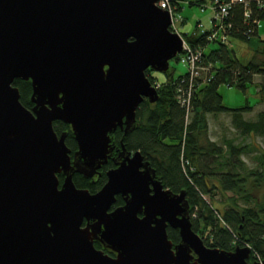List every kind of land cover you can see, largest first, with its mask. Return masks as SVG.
<instances>
[{"label": "water", "instance_id": "95a60500", "mask_svg": "<svg viewBox=\"0 0 264 264\" xmlns=\"http://www.w3.org/2000/svg\"><path fill=\"white\" fill-rule=\"evenodd\" d=\"M158 1L0 0V264H264L250 261L249 245L208 246L186 190L165 189L123 142L100 190L74 182L99 173L114 151L111 134H127L141 103L158 101L147 70L168 71L183 51ZM17 79L31 81L32 109ZM56 120L72 125L73 161ZM117 195L125 204L110 212Z\"/></svg>", "mask_w": 264, "mask_h": 264}, {"label": "trees", "instance_id": "16d2710c", "mask_svg": "<svg viewBox=\"0 0 264 264\" xmlns=\"http://www.w3.org/2000/svg\"><path fill=\"white\" fill-rule=\"evenodd\" d=\"M181 1H189L192 5L206 2L172 0L178 11ZM246 11L242 3L231 4L225 19L228 42L220 39L211 42L209 36L214 32V23L211 30L202 34L185 33L184 38L190 46L202 50L197 63L200 76L192 80L188 68L186 73L175 76V69L170 66L163 72L166 80H162L152 75L154 70L148 69L151 82L160 85L158 101L144 100L137 111L138 119L133 129L127 134L119 129L112 136L117 143L123 138L127 150H140L156 170L157 179L166 187L174 192L186 190L193 229L208 246L231 251L238 245H249L252 248L250 261H255L264 260V152L259 156V165L249 167L243 155L251 152L252 146L235 143L233 139L219 144L209 137L208 121L209 114L226 112L231 114L234 127L242 135L253 133L264 137V110L258 113L256 120H248L244 115L253 109V105L228 107L219 92L223 83L246 90L248 84L255 82L254 77L260 75L263 80L257 85L264 104V40H261L263 45L258 52L261 56L248 64L232 59L228 48L232 38L249 41L259 34L264 7L251 3L249 18ZM214 42L220 47L208 52L207 46ZM175 60L180 61V58ZM14 84L19 87L21 102L29 108L32 105L31 81L17 79ZM182 155L190 159V165L184 166ZM60 179L64 180L62 175ZM106 180L105 173L97 179L81 174L74 176L78 187L91 192L100 190ZM217 190L224 195L233 193L228 196L231 205L224 211L206 198L209 196L214 201ZM117 202L119 204L121 200ZM168 233L174 242L180 240L179 230L169 227Z\"/></svg>", "mask_w": 264, "mask_h": 264}, {"label": "rangeland", "instance_id": "374dc122", "mask_svg": "<svg viewBox=\"0 0 264 264\" xmlns=\"http://www.w3.org/2000/svg\"><path fill=\"white\" fill-rule=\"evenodd\" d=\"M177 17L179 22L177 27L179 28L180 35H182L184 41H188L184 38L185 33L191 34H202L207 30L213 28V19L215 17V11L211 7V0H207L204 4L192 5L189 1H181V9L178 11L177 6ZM185 23V24H184ZM216 36H222L223 31L215 33ZM185 35V36H184ZM213 40H218L213 38ZM230 40V39H228ZM261 40H264V19L259 24V34L254 35L251 40H243L239 38H232L228 45L230 55L232 59H239L242 64H248L251 60L256 57H260L259 50L262 48ZM189 44V43H188ZM190 45V44H189ZM220 47L218 42L210 43L207 46V51ZM172 70L175 69V76L184 74L187 72V66L185 63L179 60L172 59L170 61ZM153 76L159 77L162 80H166V77L162 72L154 71ZM263 80V77L256 75L254 77V83L248 84L246 90L238 87L237 85L229 86L223 83L219 92L223 96V103L231 108H238L244 105H253V109L250 112L245 113V118L248 120H256L257 115L260 111L264 110V104L261 102V96L259 93L258 85ZM209 137L224 145L226 139H233L238 144H250L252 151L243 155V159L246 161L249 167H256L259 165V156L264 152V137L255 134L242 135L238 129H236L232 123V116L229 113L222 112L218 114H209ZM169 141V140H168ZM184 158V155H182ZM186 158V157H185ZM184 158V159H185ZM187 161L190 159L186 158ZM190 162V161H189ZM188 162L187 166L190 165ZM232 192H227L225 195L222 191L217 190L212 201L209 196L206 198L209 202L224 211L231 205L228 200V196H232ZM241 205H245L244 202L240 201Z\"/></svg>", "mask_w": 264, "mask_h": 264}, {"label": "built area", "instance_id": "2783aa9c", "mask_svg": "<svg viewBox=\"0 0 264 264\" xmlns=\"http://www.w3.org/2000/svg\"><path fill=\"white\" fill-rule=\"evenodd\" d=\"M257 3L260 7H264V0H231V1H225V0H211V7L215 11V17L213 19L214 21V32L209 36L210 40L213 38L220 39L223 42H228L229 38L225 34V30L227 27V24L225 23V19L228 17L231 4L232 3H242L245 5L247 11H246V17H250V5L251 3ZM157 5L161 8H164L168 10L171 13L172 16V24L171 29L177 33L180 34L179 28L177 27V23L179 22V18L177 17V5H174L172 0H159L157 2ZM223 31L222 36H216L215 33L218 31ZM202 56V50L201 49H194L191 47L186 41H184V47L182 53L178 55L180 58V61L182 63H185V65L188 67V69L191 72L192 80L194 77L200 76V69L197 66L198 61L201 59ZM204 69V68H202ZM196 77V78H197ZM159 83L157 84V87H159ZM182 162L184 166L188 164V161L182 157ZM258 260V259H257ZM262 262V260H259Z\"/></svg>", "mask_w": 264, "mask_h": 264}, {"label": "flooded vegetation", "instance_id": "af4514ba", "mask_svg": "<svg viewBox=\"0 0 264 264\" xmlns=\"http://www.w3.org/2000/svg\"><path fill=\"white\" fill-rule=\"evenodd\" d=\"M32 86V85H31ZM32 95V94H31ZM31 103H32V101H31ZM33 106H34V104L32 103V105L29 107V109H32L33 108ZM54 128H55V131H56V133L58 134V136L60 137L62 134H66V144L68 145V147L71 149V158H72V161L74 160V156H75V152L78 150V142H77V140H76V138H75V134H74V131H73V128H72V125L71 124H68V123H66V122H64V121H61V120H56L55 122H54ZM121 130V131H123V133H124V130L122 129V128H120V127H118L117 128V130ZM116 130V131H117ZM115 132V131H114ZM113 132V133H114ZM112 133V134H113ZM112 134H111V136H112ZM112 142L115 144L114 145V151H113V153H112V156L109 158V161H108V163L107 164H105V165H103L100 169H99V173H97L93 178H90V179H97V177H99V176H101L103 173H105L106 174V177H107V179H108V176H107V172L110 170V169H113V168H117L118 167V164H116L115 163V158H117L118 157V155H119V152L121 151V149H122V142H123V138H120L119 139V141H118V143H117V140H115L114 138H113V136H112ZM133 152V151H132ZM76 174H79V173H76ZM75 174V175H76ZM63 176V179L65 178V175H64V173L63 172H61V173H59L58 174V177H59V179H60V176ZM74 175V176H75ZM82 175V174H81ZM64 181V180H63ZM63 181H61V179H60V185L62 184V182ZM107 181V180H106ZM162 182V181H161ZM106 183V182H105ZM76 184V183H75ZM164 185V184H163ZM78 187V186H77ZM80 188V187H79ZM164 188L165 189H170V188H168V187H166L165 185H164ZM87 189V188H86ZM171 190V189H170ZM174 192V191H173ZM92 193H95V192H92ZM174 193H179V192H174ZM117 200H116V202L112 205V207H111V209H110V212L111 211H113L114 209H116L117 207H120V206H122V205H124L125 204V200H124V198H123V196L122 195H117ZM120 198V199H119ZM121 200V202L119 203V204H117L118 202L117 201H119V200ZM140 216H143V214H140ZM86 225V221L84 222V224H83V226H85ZM170 227V226H169ZM168 227V228H169ZM170 228H172V227H170ZM178 230V229H177ZM94 244H95V246H96V248H98V249H102V250H104V252L106 253V254H109L110 256H116V253L114 252V251H112V250H110L109 248H106V247H104V245L100 242V241H98V240H95L94 241ZM251 262H253V261H251Z\"/></svg>", "mask_w": 264, "mask_h": 264}, {"label": "bare ground", "instance_id": "6f19581e", "mask_svg": "<svg viewBox=\"0 0 264 264\" xmlns=\"http://www.w3.org/2000/svg\"><path fill=\"white\" fill-rule=\"evenodd\" d=\"M251 256H252V254H251ZM251 259V258H250ZM255 261H259V260H255ZM263 261V260H262Z\"/></svg>", "mask_w": 264, "mask_h": 264}, {"label": "crops", "instance_id": "0c3cea01", "mask_svg": "<svg viewBox=\"0 0 264 264\" xmlns=\"http://www.w3.org/2000/svg\"><path fill=\"white\" fill-rule=\"evenodd\" d=\"M185 24V23H184Z\"/></svg>", "mask_w": 264, "mask_h": 264}]
</instances>
